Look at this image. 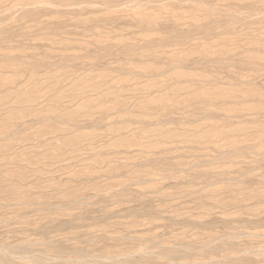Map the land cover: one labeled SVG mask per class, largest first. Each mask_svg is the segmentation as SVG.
Masks as SVG:
<instances>
[{
    "label": "rangeland",
    "instance_id": "obj_1",
    "mask_svg": "<svg viewBox=\"0 0 264 264\" xmlns=\"http://www.w3.org/2000/svg\"><path fill=\"white\" fill-rule=\"evenodd\" d=\"M0 264H264V0H0Z\"/></svg>",
    "mask_w": 264,
    "mask_h": 264
}]
</instances>
